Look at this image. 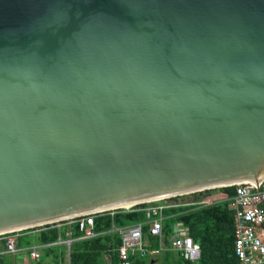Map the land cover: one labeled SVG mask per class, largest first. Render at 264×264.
Masks as SVG:
<instances>
[{"label": "water", "instance_id": "95a60500", "mask_svg": "<svg viewBox=\"0 0 264 264\" xmlns=\"http://www.w3.org/2000/svg\"><path fill=\"white\" fill-rule=\"evenodd\" d=\"M262 179L264 0H0V235Z\"/></svg>", "mask_w": 264, "mask_h": 264}, {"label": "trees", "instance_id": "16d2710c", "mask_svg": "<svg viewBox=\"0 0 264 264\" xmlns=\"http://www.w3.org/2000/svg\"><path fill=\"white\" fill-rule=\"evenodd\" d=\"M233 193L234 185L205 189L192 193L195 203L167 207L164 209L166 216L162 222L161 238L166 247L159 254L145 256L135 254L130 260L134 264H148V258L150 261L155 259L157 264H239L234 253L233 211L228 208L227 203ZM180 196L182 195L160 199L159 202L176 201ZM146 205L147 203H140L129 209H116L112 214L94 213L93 229L96 235L90 238L82 237L83 232L79 230L75 219H69L20 230L16 245L17 247L26 246L33 241L54 245L52 243L59 238H66V231H69L71 241L68 254L63 244L55 246L48 244L42 248L38 264L45 256H51L50 264H119L118 247L121 244V236L118 231L112 229V225L125 227L141 223L146 241L145 248L152 250L160 247V238L149 231V221L143 209ZM66 222L70 223L69 226H66ZM175 223L180 224L199 244L200 257L197 260H186L178 252L168 248ZM31 231L36 233L32 235ZM33 236L34 240H32ZM0 264H14L12 256L1 255Z\"/></svg>", "mask_w": 264, "mask_h": 264}, {"label": "built area", "instance_id": "2783aa9c", "mask_svg": "<svg viewBox=\"0 0 264 264\" xmlns=\"http://www.w3.org/2000/svg\"><path fill=\"white\" fill-rule=\"evenodd\" d=\"M233 185L234 193L228 198L227 203L228 208L233 211L235 256L239 264H262L264 263V179L256 185L248 182ZM145 203L147 205L143 209L149 221V231L160 238V247L152 250L145 248L146 241L143 237L141 223L125 227L112 225V229L118 231L121 236V244L118 247L119 264H134L130 258L135 254L156 255L166 247L161 240L162 222L166 216L164 209L173 205L167 206L159 200ZM114 210L116 209L103 212L112 214ZM74 219L79 230L83 232L82 237L90 238L96 235L93 229L94 213L84 214ZM19 235V231H12L2 236L4 248L0 251V256L15 253L20 249L16 245V238ZM70 241L71 239H66L63 242L69 246ZM168 248L178 252L186 260L195 261L200 257L199 244L178 223L173 224ZM23 250L27 251L31 259L39 261L40 252L36 245H29Z\"/></svg>", "mask_w": 264, "mask_h": 264}, {"label": "crops", "instance_id": "0c3cea01", "mask_svg": "<svg viewBox=\"0 0 264 264\" xmlns=\"http://www.w3.org/2000/svg\"><path fill=\"white\" fill-rule=\"evenodd\" d=\"M199 201H196V202H199ZM192 202H193V198H191L190 200H188V199H178L176 201L175 200H164V201H162L160 203H163V204L168 206V205H175V204L181 205V204H187V203H192ZM193 203H195V202H193ZM69 224H70L69 222H66V226H69ZM30 233L32 235H34L36 233V231H31ZM32 238H33L32 240H34V236ZM66 239H71L69 231H66V238H59L56 242L52 243L54 245H51L49 243L48 244L50 246L62 245L63 244L64 250H65L66 254H68L69 246L66 243L63 242ZM48 244H41L38 241H33L30 245H36L38 247V250H39L40 254H41L42 248L46 247V245H48ZM28 246L29 245L20 246V247H18L20 249L17 252H15V253H6V254H1V255H11L12 258H13L14 264H38L39 263L38 261H35V260L31 259L28 256L27 251L23 250L24 248H26ZM3 248H4V238L0 237V251H2ZM107 261L109 262V259H107ZM50 263H51V256H45L43 261L40 264H50Z\"/></svg>", "mask_w": 264, "mask_h": 264}, {"label": "rangeland", "instance_id": "374dc122", "mask_svg": "<svg viewBox=\"0 0 264 264\" xmlns=\"http://www.w3.org/2000/svg\"><path fill=\"white\" fill-rule=\"evenodd\" d=\"M191 198H193L192 193H187V194H182V196H180L178 199H188L190 200ZM154 257V256H152ZM154 261H150V258H148V264H157V261H155V259H153Z\"/></svg>", "mask_w": 264, "mask_h": 264}, {"label": "clouds", "instance_id": "9594fccd", "mask_svg": "<svg viewBox=\"0 0 264 264\" xmlns=\"http://www.w3.org/2000/svg\"><path fill=\"white\" fill-rule=\"evenodd\" d=\"M120 209H125V208H120ZM129 209V208H128Z\"/></svg>", "mask_w": 264, "mask_h": 264}, {"label": "bare ground", "instance_id": "6f19581e", "mask_svg": "<svg viewBox=\"0 0 264 264\" xmlns=\"http://www.w3.org/2000/svg\"><path fill=\"white\" fill-rule=\"evenodd\" d=\"M124 206H126V205H124Z\"/></svg>", "mask_w": 264, "mask_h": 264}]
</instances>
